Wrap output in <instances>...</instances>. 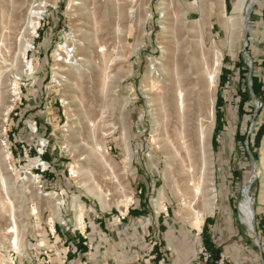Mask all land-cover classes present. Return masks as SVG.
I'll return each instance as SVG.
<instances>
[{
    "label": "rangeland",
    "instance_id": "obj_1",
    "mask_svg": "<svg viewBox=\"0 0 264 264\" xmlns=\"http://www.w3.org/2000/svg\"><path fill=\"white\" fill-rule=\"evenodd\" d=\"M103 1L0 0V264H264V0H127L98 34ZM211 56L210 171L191 201L165 101Z\"/></svg>",
    "mask_w": 264,
    "mask_h": 264
},
{
    "label": "bare ground",
    "instance_id": "obj_2",
    "mask_svg": "<svg viewBox=\"0 0 264 264\" xmlns=\"http://www.w3.org/2000/svg\"><path fill=\"white\" fill-rule=\"evenodd\" d=\"M103 2L105 9H107V11L101 13V16L99 15L100 17L97 20L99 27L97 28L96 32L98 34L99 32L103 33L102 31H104L107 28L110 29V26L115 25L116 23L119 24L120 22H125L129 16L125 11L126 10L125 7L127 6V0H104ZM101 5L102 4H100V6ZM236 7L237 6H235V8ZM86 18L89 22L93 21V19H91L89 15H87ZM84 20L86 21L85 18ZM87 45L89 47L91 46L94 49L95 47H97L95 41H91L90 43H87ZM86 49L84 48V50ZM84 52H88V51H84ZM217 62H218V58L214 59L212 58V56L210 59V63L207 64V66L202 65V63L198 58L191 59L188 66L190 72H186V71L182 72V75L179 78V84H180L179 87L181 88V90L176 88L175 85L173 84L171 85V88L168 89L167 91L168 94L166 95V101H165L166 105L170 107V109L178 118V121H180L179 132H181L180 138H182V140H180L179 142L181 143V146L185 148L187 161L189 165L187 169L185 168L186 171L185 174L183 175L184 177L182 178L183 180L181 182L183 184V191L185 192V194L189 196L191 201L195 200L198 197V195L201 193L202 182H204L205 184L204 179L206 180L207 178V177L205 178L206 172L209 170L208 169L209 159H210L208 157L209 134L211 132V124H212L211 119H214L213 118L214 100H215L213 98V93L215 88L214 67L217 64ZM262 145L264 148V140ZM249 182L250 180L247 182V185ZM247 185L244 189L243 199L239 204V211L242 217V221L251 230H253L255 211L253 208V199L250 197L248 193ZM210 195L207 198H206L207 195L205 196L206 198L204 199L206 201L205 203L202 201L203 202L202 205L203 207L205 206V208H208V206L211 205ZM79 211L80 212L78 214V223L83 224L82 208L81 210L79 209Z\"/></svg>",
    "mask_w": 264,
    "mask_h": 264
},
{
    "label": "trees",
    "instance_id": "obj_3",
    "mask_svg": "<svg viewBox=\"0 0 264 264\" xmlns=\"http://www.w3.org/2000/svg\"><path fill=\"white\" fill-rule=\"evenodd\" d=\"M227 7H228V9H230V5H229V4L227 5ZM260 85H261V84H260V82H259L258 77H257V76H254V77H253V90H254V92H255L256 95H260ZM243 96H244V97H243V101H244V103H245L247 100L250 99L251 94H250V90H249L248 88L245 90ZM263 130H264V123H262V124L260 125V128H258V130H257V132H256V134L258 135V136H257V140H258L259 137H260L259 134H261V133L263 132Z\"/></svg>",
    "mask_w": 264,
    "mask_h": 264
},
{
    "label": "crops",
    "instance_id": "obj_4",
    "mask_svg": "<svg viewBox=\"0 0 264 264\" xmlns=\"http://www.w3.org/2000/svg\"><path fill=\"white\" fill-rule=\"evenodd\" d=\"M68 262V263H66ZM71 262V259H67V256H65L64 258H58L53 256V263L54 264H69Z\"/></svg>",
    "mask_w": 264,
    "mask_h": 264
},
{
    "label": "built area",
    "instance_id": "obj_5",
    "mask_svg": "<svg viewBox=\"0 0 264 264\" xmlns=\"http://www.w3.org/2000/svg\"><path fill=\"white\" fill-rule=\"evenodd\" d=\"M85 263L84 264H87V262L86 261H84Z\"/></svg>",
    "mask_w": 264,
    "mask_h": 264
}]
</instances>
